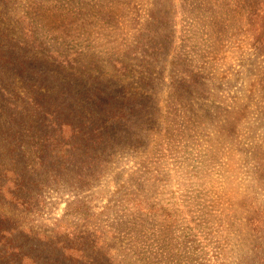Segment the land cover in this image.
Returning <instances> with one entry per match:
<instances>
[{
    "label": "rangeland",
    "instance_id": "1",
    "mask_svg": "<svg viewBox=\"0 0 264 264\" xmlns=\"http://www.w3.org/2000/svg\"><path fill=\"white\" fill-rule=\"evenodd\" d=\"M263 3L0 0L7 41L30 44L6 86L101 125L120 117L111 155L65 129L56 163L20 172L64 175L15 209L36 246L92 264H264V49L252 18ZM6 101L4 116L17 114ZM80 168L99 177L70 185ZM0 175L9 189L18 174L0 164Z\"/></svg>",
    "mask_w": 264,
    "mask_h": 264
},
{
    "label": "trees",
    "instance_id": "2",
    "mask_svg": "<svg viewBox=\"0 0 264 264\" xmlns=\"http://www.w3.org/2000/svg\"><path fill=\"white\" fill-rule=\"evenodd\" d=\"M252 18L255 25L257 24L253 44L261 50L264 49V3ZM29 45L27 40L24 42L13 39L7 41V37L3 35V29L0 28V99L6 101L4 99L8 97L10 100L6 101V107H10L17 113L13 115L5 113L6 116H4L3 105H0V164L13 167L18 174L10 175L13 181L9 183V189L6 187L8 175H0V264H92L93 259L89 257L81 260L59 259L54 255V250L61 254L62 250L69 251L70 249L59 250L57 249L58 244L47 242L49 245H55L54 250L48 252L44 248L45 245L40 247L34 244V242H40L36 240L31 230L14 223L18 218L14 213L16 208L26 211L30 205L37 202L39 198L37 185L58 184L62 182L61 178H64V175H60L57 169L51 168H44L47 175L46 180L43 179L42 182L41 175L19 174L28 169L31 163H38L39 167L42 165L45 167L47 160L56 163L52 156L56 158L59 154L55 145L63 139L65 129L70 131L72 140L77 137L80 141L90 143L92 147L88 150L93 149L95 157L105 152H110L111 155L112 147L115 146V138L118 137L113 133V129L119 124L120 117H106L101 125V119L96 115L91 117L79 113L70 115L61 110L67 114L62 115L61 111H51L50 108L53 107L47 105L45 97L40 100L34 97V93H29L32 88L26 89L25 86L20 85L16 93V90L6 86L5 84L14 82V80L5 81L7 75L3 72L11 71L16 78H20V75L24 73V68L19 59L29 53L27 49ZM16 101H19V105ZM107 118H111V124L108 127L105 123L108 122ZM60 150L64 151L61 148ZM93 171L95 170L91 169L88 172L80 168L79 175H72V178L67 181L70 185L73 184L81 189L99 177V175H91ZM82 235L89 237V232H83ZM18 238L22 239V243H17Z\"/></svg>",
    "mask_w": 264,
    "mask_h": 264
}]
</instances>
